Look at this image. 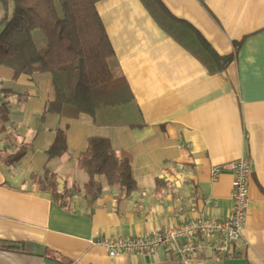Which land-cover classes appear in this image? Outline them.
Returning a JSON list of instances; mask_svg holds the SVG:
<instances>
[{"label":"crops","instance_id":"0c3cea01","mask_svg":"<svg viewBox=\"0 0 264 264\" xmlns=\"http://www.w3.org/2000/svg\"><path fill=\"white\" fill-rule=\"evenodd\" d=\"M171 15L191 24L226 69L211 72L190 32L162 25L143 0H98L110 39L115 75H123L143 114L141 127L99 125L89 114L61 117L46 110L55 91L50 73L14 77L0 66V104L9 121L0 134V264H264V0H161ZM6 15L0 2V20ZM57 129L67 152L49 157ZM91 136L133 157L138 189L126 195L104 176L102 191L86 193L89 176L77 160ZM24 143L18 162L2 154ZM251 156L248 210L242 239L227 252L211 250L188 261L176 252L111 257L97 237L133 238L199 216L225 219L232 209L233 172L214 170ZM57 177L53 196L45 171ZM200 242L207 241L200 236ZM213 244L218 237L211 239Z\"/></svg>","mask_w":264,"mask_h":264},{"label":"trees","instance_id":"16d2710c","mask_svg":"<svg viewBox=\"0 0 264 264\" xmlns=\"http://www.w3.org/2000/svg\"><path fill=\"white\" fill-rule=\"evenodd\" d=\"M98 0H0L6 15L0 20V66L14 70V77L50 73L55 91L46 110L61 117L78 118L89 114L99 125L145 124L141 109L123 75L111 67L113 48L104 23L96 9ZM154 16L178 38L175 32H190L197 49L209 60L211 72L226 69L233 55L220 56L189 23L170 14L161 0H143ZM9 104H0V134L9 121ZM109 138L91 136L78 156V167L87 172L85 190L92 199L102 191L96 179L104 176L110 185L119 186L127 195L138 189L133 175V157L129 151H117ZM33 144L24 143L5 161L11 165L21 160ZM68 150L67 135L57 129L47 149L49 157H59ZM53 196L58 191L56 175L45 171ZM0 245H8L2 244Z\"/></svg>","mask_w":264,"mask_h":264},{"label":"built area","instance_id":"2783aa9c","mask_svg":"<svg viewBox=\"0 0 264 264\" xmlns=\"http://www.w3.org/2000/svg\"><path fill=\"white\" fill-rule=\"evenodd\" d=\"M224 169L233 172L232 209L227 218L220 220L202 215L178 226L165 227L146 236L97 237L94 243L102 245L111 257L123 253H144L159 248L169 254L174 251L188 261V258L206 250L215 253L227 252L243 236L249 202L248 179L253 170V159L251 156H243L236 161L217 167L214 173H220ZM200 236L207 241L200 242L198 240ZM215 236L219 240L217 245L211 241Z\"/></svg>","mask_w":264,"mask_h":264},{"label":"rangeland","instance_id":"374dc122","mask_svg":"<svg viewBox=\"0 0 264 264\" xmlns=\"http://www.w3.org/2000/svg\"><path fill=\"white\" fill-rule=\"evenodd\" d=\"M5 156H6L5 154H2V157H3V158H5Z\"/></svg>","mask_w":264,"mask_h":264}]
</instances>
